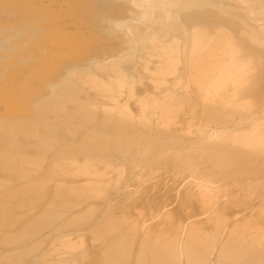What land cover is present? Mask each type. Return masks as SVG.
<instances>
[{
	"label": "bare ground",
	"instance_id": "1",
	"mask_svg": "<svg viewBox=\"0 0 264 264\" xmlns=\"http://www.w3.org/2000/svg\"><path fill=\"white\" fill-rule=\"evenodd\" d=\"M243 193L254 212L264 0H0V264H264Z\"/></svg>",
	"mask_w": 264,
	"mask_h": 264
},
{
	"label": "rangeland",
	"instance_id": "2",
	"mask_svg": "<svg viewBox=\"0 0 264 264\" xmlns=\"http://www.w3.org/2000/svg\"><path fill=\"white\" fill-rule=\"evenodd\" d=\"M197 119H198V120H197L196 123H195V124H197V127H198L199 125L202 126V125H201V124H202V121H201V123H199V122H200V120H199L200 118H197ZM197 122H198V123H197ZM203 158H205V157H202V158H200V159H203ZM207 160H208V159H207ZM209 160H210V159H209ZM209 160H208V162H211V161H212V158H211L210 161H209ZM205 162H207L206 159H205ZM205 162H204V163H205ZM208 162H207V163H208ZM204 163L202 164V167H203V165H204V167H205L206 163H205V164H204ZM200 166H201V165H200ZM202 167H201V168H202ZM145 168L147 169V167H145ZM145 168H143V170H144ZM143 170H140V171L137 173L138 175H139V174H142V175L139 176V177H140V180H143V178L146 179V177H147V176L144 177V175H145L144 173H146V170H144L145 172H142ZM194 171H195V170H194ZM172 172L174 173V170H172V169H171L170 171H168V170L160 171V172H159V175H161L160 177L156 174V175L159 177V178H158V177L156 176V177H157V180H159V181H161V182L158 184V187H155V188H154L155 190L153 189L154 191H157V190H158V189H156V188H159V190L161 189V193L163 194V196L165 195V196H167V197H168V196L170 197V198H169V201H170V200L172 201V200L175 199V197H172V194H171V193H173L172 191H175L174 189L172 190V188H175V187L178 186V185L180 186L181 184H182V186H183V184H184V178H185L184 176H182V175L179 174V173H178V175H177V172H176V175H174V176H175V177H174V176L172 175V174H173ZM165 173H166V174H165ZM167 173H168V174H167ZM126 174H127V176H129L128 173H126ZM170 174H171V176H170ZM174 174H175V173H174ZM153 175L155 176V174H153ZM153 175H152V176H153ZM168 175H169L170 177H169ZM191 175H192V174H190V176H191ZM196 175H198V173H196ZM152 176H150L151 179L155 178V181H154V179H153V181L156 182V181H157V180H156V177H154V176L152 177ZM178 176H179V177H178ZM237 176H238V175H237ZM239 176H240V175H239ZM239 176H238V177H239ZM125 177H126V175H125ZM129 177H130V176H129ZM139 177H138L137 181H139ZM141 177H142V178H141ZM163 177H164V178H163ZM167 177H168V178H167ZM172 177H174L175 179L172 178ZM176 177H178V178H176ZM235 177H236V175H235ZM242 177H244V176H242ZM126 178H127V177H126ZM126 178H125V179H126ZM170 178H172V180L174 179V180H175V183H174V180H173V183H172V180H170ZM179 178H181V179H183V180H181V179H179ZM123 179H124V178H123ZM125 179H124L123 182H122L123 184H124V182H128V181L130 182V181H132V180H127V181H126ZM162 180H163V181L165 180V181L163 182ZM177 180H179V181L181 180V181L178 182ZM169 181H170V183H169ZM176 181H177L179 184H176V183H177ZM133 182H134V181H133ZM166 182H167V183H166ZM182 182H183V183H182ZM161 183H163V184H161ZM165 183H166V185H165ZM188 183H189V182H188ZM170 184H171L172 186H173V184H174L175 187H174V186H173V187H170V186H171ZM175 184H176V185H175ZM194 184H195V183H190V185H192L190 188L193 189V187H194L195 189H193V190H194V191H197V189L200 188V187H198V184H197V185H194ZM124 185L126 186V183H125ZM127 185H128V184H127ZM159 185H161V186H159ZM190 185L188 184V185H187V186H188L187 188H189ZM233 185H235V186L233 187ZM236 185H238L237 182H234V183L231 185V187H233L232 190H235ZM163 186H164V188H165V187H169V188L172 190L171 193H170V192L168 193V194H171V196L168 195V194H164V193L166 192V189H167V188L164 189ZM238 186L240 187V185H238ZM160 187H161V188H160ZM237 188H238V187H236V190H237ZM153 190H152V191H153ZM162 190H163V191H162ZM240 190H241V188H240ZM164 191H165V192H164ZM238 192H240L239 189L237 190V193H238ZM237 193H236V194H237ZM174 195H175V192L173 193V196H174ZM165 196H164V197H165ZM226 197H228V196H226ZM172 198H173V199H172ZM256 198H257V197H256ZM223 199H225V197H224ZM232 199H233V198H232ZM241 199L244 201L245 205H247L246 207H243V209H245L244 211L246 212V213H245L246 218H248V217L250 218V216H252V218H253L254 216H255L254 218H256V217L259 218V216H261V217H260L261 220H264V217H263V216H264V209L262 210V208H263L264 206H263V207L261 206L262 208H259L260 210L258 209V207H260V204H261V203H262L261 205L264 204V203H263V202H264V195L258 197L259 201H256V202H259V205H257L256 207H254V212L252 211V209H253V206H254V203H255V199H254L253 197H250V196H249V193H243L242 196H241ZM262 199H263V200H262ZM159 200H160V199H159ZM260 200H261V201H260ZM169 201H168V202H169ZM171 201H170V202H171ZM246 201H247V202H246ZM199 206H200V207H199ZM251 206H252V208L249 209ZM198 207H199V209L196 210V211H198L199 213H202V214H203L204 211H202V210H204L205 208L202 207V204H201V203H200V205L198 204ZM209 207H211V204H209V205L207 206V208H209ZM238 207H239V206L237 205V208H238ZM246 209H248L249 211H247ZM258 210H259V213H258ZM150 211H151V210H150V209L148 210V207H147V208H146V211H145V218H146V219H149V220L152 221V222L155 221L154 224H156V222H157V223H158V222L160 223L161 220L158 219V216H157L159 213H158L157 215H155V214H153V213H150ZM158 211H159V210H158ZM260 211H261V214H260ZM151 212H152V211H151ZM250 212H251V213H250ZM135 214H137V213H135ZM255 214H258V215L260 214V215H259V216H258V215L256 216ZM200 215H201V214H200ZM204 215H205V214H203V216H204ZM206 215H207V214H206ZM206 215H205V217L208 216V215H207V216H206ZM253 215H254V216H253ZM136 216L140 218V221H144V219H143L144 217H143V216H139V215H136ZM247 216H248V217H247ZM141 217H143V218H141ZM155 217H157V218H155ZM163 217H164V214H163L162 217H161V218L164 220L165 218H163ZM205 217H204V218H205ZM152 218H154V219H152ZM258 218H257V219H258ZM205 220H206V219H205ZM259 220H260V219H259ZM253 221H254V220H253ZM256 221H257V220H256ZM161 222H162V221H161ZM254 222H255V221H254ZM259 223H263V224H264V221H259ZM263 224H262V225H263ZM263 226H264V225H263ZM229 227H230V224H229ZM222 228H223V226H222Z\"/></svg>",
	"mask_w": 264,
	"mask_h": 264
}]
</instances>
